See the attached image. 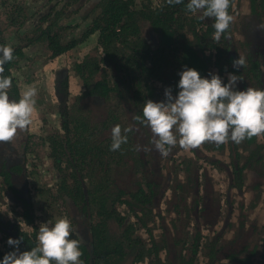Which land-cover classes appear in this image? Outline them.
Wrapping results in <instances>:
<instances>
[{
  "label": "trees",
  "instance_id": "trees-1",
  "mask_svg": "<svg viewBox=\"0 0 264 264\" xmlns=\"http://www.w3.org/2000/svg\"><path fill=\"white\" fill-rule=\"evenodd\" d=\"M10 1L6 6V2L0 0V46L13 49V59L5 63L3 73L12 80L8 89L11 100L18 101L21 98V87L15 82L13 70L24 49L30 44L39 42L51 56H58L90 35L97 36V43L102 49L101 57L91 55L73 66L77 77L82 80V94L70 95V70L63 69L55 74L53 87L58 126L51 125L49 115L42 113L41 121L47 123V137L44 135L40 139L45 143L50 141L55 160L53 166L58 162L62 164L60 160L65 158L63 167L72 173L70 181L64 178L65 181L60 183V190L69 199L66 206L70 209L66 215L72 226L70 238L81 241L80 251L83 255L80 259L83 264H122L129 257L131 260L127 264H133L143 257L149 244L134 229L133 222L129 221L126 227L122 225L126 207H120V211L119 207L113 205L114 200L131 207L137 204L158 213L171 178L169 171L166 176L152 170L148 173V165L141 159L142 150H137V145L143 146V137L153 139V134L150 128L135 121L133 117H142L146 100L159 102L165 88H171L172 95L176 96L179 91L178 73L185 66L197 70L201 77L208 79L211 78L209 73L227 80L229 73L238 75L241 80L237 82L235 90L243 91L248 87L264 89V28H260V25H264V0H250L251 12L242 14L237 38L233 34V19L219 41L213 38L214 18L203 17L199 11L189 12L186 9L188 0L173 5L167 4L166 0H157L155 5H152L151 0H98L81 16L82 20L87 19L85 26L79 27L76 32L74 27H68L70 32L67 31V35L63 34L65 26H60L58 22L62 12H52L54 3L49 5L51 8L47 13L34 12L40 16L38 25L34 24L21 31L24 23L32 19L33 15H28L29 7L24 5V0ZM79 1L83 2L69 0ZM235 1L231 0L229 8L232 16ZM240 56L245 58L246 64L237 70L233 68L232 62ZM109 68L116 73L114 76L109 73ZM156 82L161 85L158 87ZM37 100L40 106L42 103L45 105L41 99ZM72 104L77 108L73 109ZM75 111L78 112V119L72 125ZM117 124L122 129L131 127L132 131L125 133L127 143L122 144L119 150L112 151L111 129ZM34 135L27 127L23 131L18 130L12 141L0 142V195L7 193L11 196L15 202L13 211L21 217L16 221L6 219L0 213V260L5 254L16 250L14 246L8 245L9 238L21 240L20 252L31 250L39 243L37 235L40 225L36 220L37 207L33 190L29 187L32 172L27 159ZM256 138L253 136L240 143L230 140L220 145L212 143L214 148L228 146L230 161L227 173L236 187L243 186L245 168L250 159L256 160L264 146V143L255 141ZM243 143L250 148L245 157H242L238 147ZM201 146L205 149L210 145L204 143ZM201 146L192 151L204 157ZM37 152L40 151H33V154ZM126 156H129L127 162ZM188 157V161L197 159L195 155ZM209 163L212 164L211 160ZM181 165L190 168L185 161ZM125 168L129 169L130 174L141 170V174L147 176L145 185L138 184L133 178L124 179L122 173ZM73 169H77L79 175L83 172L91 173V182L76 177ZM102 171H105L104 178ZM163 176L166 177L164 182ZM198 177L201 181V175L193 167V180L196 183ZM32 185H35L33 181ZM109 187L117 191L118 197L124 195L125 199L112 200L106 193ZM206 188L209 189V182L208 187L205 184L204 188L202 185L201 189L195 190V197H203L208 201V208L212 202L208 199ZM256 193L259 194L258 191ZM93 200H97L95 205L99 207L97 214L103 216L101 221H97L91 211ZM26 225L32 228L26 230ZM163 229L166 240L180 239V235L175 236L168 226ZM192 229L191 253L187 260H184L186 257L181 251H172L175 243L171 242L167 249L170 252L166 256L168 264H194L202 246V238L197 225ZM131 232H134V238H131ZM247 234L248 228L243 229L235 239L237 243H230L228 257L231 260L235 259L237 252L244 250L245 243L240 242V239L243 241ZM184 243H187L185 239L182 241ZM219 244L217 237L208 243L209 252L205 264H214L219 260ZM253 253L250 251L247 258L250 259ZM261 257L264 258V253H261ZM248 259L240 260L250 264Z\"/></svg>",
  "mask_w": 264,
  "mask_h": 264
},
{
  "label": "rangeland",
  "instance_id": "rangeland-1",
  "mask_svg": "<svg viewBox=\"0 0 264 264\" xmlns=\"http://www.w3.org/2000/svg\"><path fill=\"white\" fill-rule=\"evenodd\" d=\"M4 1L6 2V6L11 2L10 0ZM24 1V5H28L29 7L28 15L32 13L33 18L24 23L21 31L23 28L31 27L34 24L38 25L40 23V16L35 15L34 12L39 11L42 14L47 13L51 8L49 5L54 3L52 12H62L58 22L61 23L60 26H65L63 34L67 35V31H69L68 27H74L76 32L79 27L85 26L87 19L82 20L81 16H84L86 11L89 10V7L97 3L98 0H83V2H69V0ZM151 1L152 5H155L157 0ZM249 3L250 0H236L233 3V34L235 38L239 35L238 24L242 14L251 12ZM14 29L15 27L10 31ZM97 45V36L90 35L83 42L78 43L64 53L58 56H51V53L48 52L42 44L36 42L24 49L22 56L19 57L16 62V68L13 70L14 75H16L15 82L21 87L22 93L28 86H33L37 89L35 111L31 117L30 125L27 126L29 131L33 135L35 134L31 140L32 148H30L27 159L28 165L30 164L29 168L32 172V179L30 178L31 182L29 187L33 190L32 193L36 201V220L38 225L48 222L51 226L55 223L57 217H67L66 211L70 208L66 206V203L69 199L66 194L60 190V183L72 179V173L66 171L63 167L65 158L60 160L62 164L58 162L54 167L53 164L55 160L52 156L53 151L49 146L50 141L45 143L40 139L44 135H47V123L41 121V114L46 113L49 115V123L58 126L56 97L53 87L55 74L63 69L70 70L71 79L68 87L69 93L71 96H79L82 94L84 90L82 80L77 77L73 66L75 63H80L91 55L101 57L102 49ZM109 73H111V76L116 74L111 68H109ZM222 81L224 83L228 82L227 78L222 79ZM156 84L158 87L161 85L159 82H156ZM37 99H41L42 102L44 101L45 105H43V103L41 104L44 107L40 106ZM164 100L165 96L163 95L159 102ZM72 107L73 109L77 108L74 104H72ZM75 112L76 116L73 117L72 125H74L78 119V112ZM150 139L147 136L143 137V146L141 145L143 147L141 159L146 161L148 173L152 170L153 172H160L162 175L166 176V173L169 171V175L171 176L169 182L170 186H168V190H166L165 194L162 196L161 204L159 205L161 208L160 212L156 213L154 210L143 209L137 204H133L131 207L128 204L119 202V200L115 201L114 199L116 198L120 200L125 199V196L122 195L118 197L117 191L113 187H109V191L106 192L109 194L110 198L114 200V206L119 208L126 207L122 225L126 227L129 221L133 222L134 229L140 233L146 244H149L147 252L144 253L140 260L133 264H168L166 256L170 252L167 249L171 246V242L175 243L172 251L175 253L176 251H181L186 257L184 260H187L191 253L190 243L194 234V230L192 229L194 225H197L202 238V246L199 254L196 255L194 259V264L206 263L209 252L208 243L215 237L218 238V244L220 242V246L218 248L219 260L215 261L214 264H247L241 262L240 259H248L247 255L250 251H254L251 258L248 259L250 264H264V258L261 257V253H264V185L262 184V181L264 182V155L261 157V165H259L257 161L255 162V164H257L255 165V170L252 166L244 170V188L241 193H238L236 192L237 189L228 188L229 177L227 175V165L230 161V157L227 145L224 148H214L212 143L205 142V144L210 146L205 149L201 146V151L204 152L205 155L203 157L200 156L197 151L193 153L192 149L185 150L177 144L176 147L171 149L167 156H162L155 150L154 146L151 144L152 139ZM246 139L243 141H246ZM258 139L260 140L261 138ZM238 147L242 157H245L247 145L243 143L239 144ZM144 148L151 150L145 151L143 150ZM36 150L40 152L34 153V155L33 151ZM194 155L197 157L196 161H188L190 159L188 156ZM126 157H128L125 159L127 162L129 156ZM210 160L212 164L209 163ZM217 160L219 161L218 163ZM182 161H185L190 168H187L186 165L180 166ZM193 167L196 173L202 177L201 181L199 179L200 176L198 177V183H196V180H193ZM198 167H200V170H198ZM202 168L206 170L207 177L204 176V170L202 171ZM77 169L80 170V167ZM77 169H73L75 172L74 175L90 183L92 177L91 173L83 172L82 175H79L77 174ZM140 171L141 170H138V172L130 174L129 169L125 168L122 176L124 179H136L138 184L143 186L147 181V176L141 174ZM101 173L104 178L105 171ZM165 179L166 177L163 176V182ZM207 179L212 185L210 188L211 185L209 183V189L211 190H207L206 188V193L209 196L208 199L212 202L208 208V201L201 196L200 199L203 200L195 197L196 189H201L202 185L204 188L205 184H207L208 187ZM32 181L35 185H32ZM259 189L261 194L256 193ZM92 202L91 211L96 216L97 221H101L103 216L97 214L99 210V207L95 205L97 204V200H93ZM14 204L15 202H13L9 194L4 193V195H0V213H2V216L6 219L10 218L17 221L21 219V217L15 210L13 211ZM120 211H122V208H120ZM164 226L171 228L170 231H173L175 236L180 235L178 236L180 239H171V241L168 239L166 240V232L163 229ZM31 228L32 226L30 225L25 226L26 230H30ZM246 228H248V234L243 241L240 239V242L245 243L244 250L237 252L235 259L231 260L228 257L230 243H237L235 239L241 231ZM131 234V238H134V232H131ZM183 239L187 242L186 244H182ZM130 260V257L127 258L125 263L124 259L122 264L130 263Z\"/></svg>",
  "mask_w": 264,
  "mask_h": 264
},
{
  "label": "clouds",
  "instance_id": "clouds-1",
  "mask_svg": "<svg viewBox=\"0 0 264 264\" xmlns=\"http://www.w3.org/2000/svg\"><path fill=\"white\" fill-rule=\"evenodd\" d=\"M169 5L181 4L183 0H166ZM231 0H188L189 12H202L203 17L214 18L213 38L219 41L233 21L229 13ZM264 28V25H260ZM13 59L10 46H0V142H10L18 130L23 131L31 123L35 111L37 89L28 86L21 98L11 100L8 89L12 85L11 77L4 73L5 63ZM246 64L243 56L233 60L234 69H242ZM179 91L175 97L171 88H165V100L154 102L146 100L142 117L133 119L150 128L153 139L151 144L162 156H167L177 143L185 150L199 148L205 142L216 145L230 141L240 143L246 138L264 134V89L248 87L235 90L241 79L229 73L224 83L217 74L209 73L210 79L187 66L178 73ZM132 128L122 129L119 124L111 129L110 150L117 151L127 143L125 133ZM137 150H142L137 145ZM149 151L151 149L144 148ZM72 226L67 217H57L53 225L41 223L37 235L38 246L20 252L21 240L9 238L7 243L14 246L0 260V264H83L80 257L81 241L71 239Z\"/></svg>",
  "mask_w": 264,
  "mask_h": 264
},
{
  "label": "flooded vegetation",
  "instance_id": "flooded-vegetation-1",
  "mask_svg": "<svg viewBox=\"0 0 264 264\" xmlns=\"http://www.w3.org/2000/svg\"><path fill=\"white\" fill-rule=\"evenodd\" d=\"M258 138H261L260 140L258 139ZM256 140L258 141V143H264V134H261L260 135V137H258L257 136V138H256ZM249 147V146H248ZM249 150H250V148H247V153H246V155L247 154H249ZM262 155H264V146H263V148L261 149V151H260V153H258V156H257V158H256V160H254L253 158L252 159H250V163H249V165L245 168V169H247L249 166H252L253 167V169L255 170L256 169V166L255 165H257V164H255V161H257L258 163H259V165H261V157H262ZM263 159V158H262ZM240 165H242V164H240ZM204 170V168H202V171ZM207 173H206V170H204V176L205 177H207V175H206ZM228 175V174H227ZM243 176H244V174H243ZM228 177H229V175H228ZM231 177H233V175H231ZM208 180V179H207ZM229 183H228V188L230 187V188H235L234 190H236V192H238V193H241L242 191H243V186H244V184H243V186H241L240 188L239 187H236V185H233V181L231 180V178L229 177ZM262 181V180H261ZM208 182L210 183V181L208 180ZM262 184L264 185V182L262 181ZM210 185H211V183H210ZM212 187V185L210 186V188ZM209 190H211V189H209ZM258 192L260 193V189L258 190ZM261 194V193H260Z\"/></svg>",
  "mask_w": 264,
  "mask_h": 264
}]
</instances>
